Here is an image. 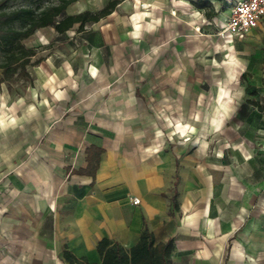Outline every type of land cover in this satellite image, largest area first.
<instances>
[{
	"label": "crops",
	"instance_id": "obj_1",
	"mask_svg": "<svg viewBox=\"0 0 264 264\" xmlns=\"http://www.w3.org/2000/svg\"><path fill=\"white\" fill-rule=\"evenodd\" d=\"M236 1L119 0L0 84V264H101L144 227L169 264H264V16L217 36Z\"/></svg>",
	"mask_w": 264,
	"mask_h": 264
},
{
	"label": "trees",
	"instance_id": "obj_2",
	"mask_svg": "<svg viewBox=\"0 0 264 264\" xmlns=\"http://www.w3.org/2000/svg\"><path fill=\"white\" fill-rule=\"evenodd\" d=\"M17 1H20L19 5ZM78 1L81 0H0V84L29 79L27 69L36 66L41 59L32 62L36 51L23 42L35 32L52 27L57 34H63L74 25L82 29L85 24L109 15L119 3V0H109L98 11L65 15L67 7ZM96 249L101 264H169L173 245L171 241L155 243L144 227L138 243L129 250L107 238L98 241ZM62 255L71 264H87L67 251H63Z\"/></svg>",
	"mask_w": 264,
	"mask_h": 264
},
{
	"label": "rangeland",
	"instance_id": "obj_3",
	"mask_svg": "<svg viewBox=\"0 0 264 264\" xmlns=\"http://www.w3.org/2000/svg\"><path fill=\"white\" fill-rule=\"evenodd\" d=\"M56 1V0H54ZM107 0H81L67 7L64 14L74 15L86 10L94 11L106 3ZM20 1L16 4L19 5ZM81 35L78 33L77 27L74 26L72 29L65 32L63 35H57L52 27L44 28L35 32V34L23 43L26 47L32 48L36 51L35 57L31 60L34 62L37 59H41L39 65L45 66L46 59L52 57L53 59H66L76 56V52L82 49L83 43L80 41ZM88 55L92 52L88 49ZM29 79H22L13 81L8 84L7 92L10 100L25 93L30 86V82L33 78V68H28Z\"/></svg>",
	"mask_w": 264,
	"mask_h": 264
},
{
	"label": "built area",
	"instance_id": "obj_4",
	"mask_svg": "<svg viewBox=\"0 0 264 264\" xmlns=\"http://www.w3.org/2000/svg\"><path fill=\"white\" fill-rule=\"evenodd\" d=\"M264 16V0H239L232 4L225 25L216 35L223 38L242 39L252 29L256 28ZM132 204L139 200L131 198Z\"/></svg>",
	"mask_w": 264,
	"mask_h": 264
}]
</instances>
